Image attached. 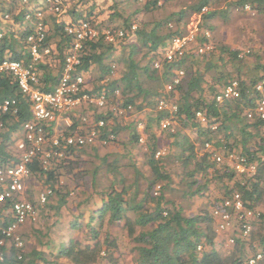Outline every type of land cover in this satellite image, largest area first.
<instances>
[{
	"label": "trees",
	"instance_id": "1",
	"mask_svg": "<svg viewBox=\"0 0 264 264\" xmlns=\"http://www.w3.org/2000/svg\"><path fill=\"white\" fill-rule=\"evenodd\" d=\"M216 1L196 0L164 19L154 18L145 22L133 21L134 14L124 17L117 1H113L114 5H110L113 13L109 20L113 22L120 19L118 26L124 30L125 36L109 43L100 33L98 37L84 42L82 63L78 68L86 71L95 68L98 83L94 89L87 91H104L111 97L110 102L113 104L132 105L142 113L129 124L114 113L110 103L104 109L93 106L96 110L95 118L113 122L106 128H110L117 136L122 131H128L131 146L126 162L122 163L119 157L113 160V155L100 156L98 145H85L68 148L67 152L71 157L62 164L44 169L36 161L32 166L33 170L46 178L45 184L59 195L50 207L56 213L68 203L70 182L75 181L76 186L89 189V192L94 191L97 195L95 198L100 196L97 202L101 205L95 209V215L91 216V221L100 218V226L94 228L90 225L91 236L87 237L93 240L92 243L87 242L82 247L80 240L71 238L61 251L74 264H101L102 251L109 250L110 247L115 250L120 248L114 235V227L119 222L126 239L133 243V247L128 250L133 254L132 264H243L247 258L246 242L239 238L230 253H224L218 247L220 239L215 230L212 209L227 195L208 199V206L194 215L185 214L175 202L167 198V190L174 188L176 177L177 184L183 186V197H202L216 184L229 185L231 182L232 190L228 195L237 190L242 193L248 207L264 208V120L256 113L252 118L248 117L247 111L248 108L254 109L258 99L264 94V62L257 57L259 60L256 58L251 64L246 61V53L240 56V49L220 46L219 60L213 59L216 48L206 50L199 63L201 67L196 63L185 67L188 54L180 60H164L162 68L153 66L169 41L183 33V21L187 16L200 14L201 28L213 30L215 26L209 22L218 13L228 14V9L241 7L245 3H250L259 14H264V0H222L227 4V9L223 11L214 8ZM100 2L74 0L72 9L68 11L72 18L70 21L91 18L92 23H96L95 26L99 28L101 23L97 19L106 10ZM156 5L157 0H149L141 8L150 11V6L155 8ZM205 6L209 9L202 12ZM26 8L27 4H21L20 0H0V27L4 25L8 30L0 43L4 51L9 48L15 57L25 60L28 57L29 62L31 57L26 39L32 30L30 25L26 26L27 21L24 22L23 13ZM4 12L11 14L12 20L21 27L20 31L11 30V21L2 22ZM174 18L176 25L173 28L170 24ZM59 19L58 14L53 13L47 23V41L56 44L58 53H54L53 57H56L57 63L52 65L41 61L36 65L44 90H51L57 84L62 72L64 52L71 46L72 37L64 31L66 22ZM133 22L137 23L135 29H132ZM112 63L118 64V76L111 73ZM183 66L185 75L170 92L178 110L173 115L168 111L157 110V98L167 94V81L175 70ZM246 68L249 70L246 71ZM233 81L239 84L240 96L226 99L223 103L217 102L216 95ZM259 84H262V90L257 89ZM116 90L120 93L116 94ZM0 94L16 96L20 107L14 121L7 123L10 132H0V164H3L13 158L9 149L12 131L31 119L32 114L27 99L18 89L12 75L0 72ZM197 112L205 114V123L199 120ZM171 116H174L176 122L174 130H160V121ZM9 118L10 116L5 117L4 121ZM139 119L146 125L147 138L144 144L138 143L136 123ZM214 124L218 125L216 130L211 129ZM76 125L75 121L74 127ZM53 127H49L50 134L54 132ZM223 137L226 139V153L234 151L245 157L248 165L256 164L255 173L240 174L229 161L218 163L213 159L214 153L221 148ZM206 140L213 141L212 148H205ZM162 144L167 146L168 151L156 158V151ZM88 149L91 150L90 153ZM135 150L142 153L143 160L135 157ZM129 153L132 154L131 157ZM90 155L98 161L90 162ZM65 179L68 180L67 183H64ZM157 184L161 188L154 195L152 190ZM127 211L134 212L135 218L129 217ZM1 216L0 211V218ZM77 220L75 217V221ZM257 236L264 246V210L254 223L252 237L254 239ZM199 246H202L201 250H198ZM18 253L20 250L13 248L9 258L0 264H42L39 260H44L43 264L48 263V259L36 249L22 251L21 259L18 258ZM111 254L112 252L110 261L118 264V259H113Z\"/></svg>",
	"mask_w": 264,
	"mask_h": 264
},
{
	"label": "built area",
	"instance_id": "2",
	"mask_svg": "<svg viewBox=\"0 0 264 264\" xmlns=\"http://www.w3.org/2000/svg\"><path fill=\"white\" fill-rule=\"evenodd\" d=\"M28 1V0H24ZM40 3L50 5L56 11L60 10L62 0H39ZM164 1L159 0V4ZM36 9L35 16L37 21L34 33L30 34L27 41L30 46L32 59L22 61L19 59H3L0 62V72H6L13 76L16 84L27 99L32 114V118L22 123L24 138L16 142L20 149L18 154H14L9 162L0 164V205H6L10 213V221L0 219V262L5 261L9 255L8 247L14 246L23 250L25 240L20 233V228L29 221L36 222L39 215V205H45L49 197L54 194V190L47 187L42 191L38 198V203L27 200L26 189L28 179L32 175L31 167L38 161L41 167L49 169L51 166L64 163L71 157L67 149L78 146L97 145L107 146L117 140V134L110 128L104 118H95V112L92 110H79L85 105H92L104 109L107 107L111 97L104 91L89 92L86 85V70L79 69L82 61L84 42L96 38L99 35L98 30L88 20H82L77 23L68 24L65 31L72 37L71 46L64 55L63 70L59 76L58 82L51 90H44V83L37 69V63L51 53V47L45 43L47 37L46 26L43 22L44 12L40 7L32 5ZM240 10L257 14L258 11L252 8L249 3L244 4ZM207 10V7L202 9ZM30 13L27 15L29 18ZM136 28L135 25L132 26ZM204 34L210 37L209 31ZM125 36L124 30L113 33L111 30L105 31V39L108 42H114L115 39ZM117 37V38H116ZM194 39V34L177 35L172 38L166 47L163 58L168 61L180 60L186 54V49ZM212 45L207 42L197 47V51L204 53L211 50ZM243 56V54H240ZM113 64V69L115 68ZM155 68H161V59L153 63ZM185 70L180 67L175 70L171 83L167 84L166 95L157 98L156 108L159 111H168L172 115L178 110L177 104L171 99L170 92L174 86L182 81ZM238 82L233 81L225 86L221 92L216 95V101L223 103L226 99H234L240 96ZM262 90V84L257 86ZM120 91L116 90L118 94ZM19 100L14 96H0V131H4L5 121L3 116L16 118L19 114ZM113 111L118 116L126 115L129 112H135L132 105H115ZM257 114L264 120V94L258 99L255 109L248 111V117L252 118ZM197 117L202 123L207 121L205 114L197 112ZM174 116L163 118L160 121V130H174L176 122ZM75 119V120H74ZM59 120H63L64 129H56ZM75 121L77 125L74 127ZM53 125V132L50 134L49 127ZM138 132V141L143 144L146 141L145 122L142 119L136 123ZM217 124L211 129L216 130ZM213 141H205V148H212ZM167 147L162 146L157 151V158L166 154ZM214 159L221 163L228 159L234 169L240 173H255L256 164L248 165L247 159L231 151L227 155L219 151L214 153ZM160 185L154 188V194H158ZM212 216L215 220V230L220 241H225L227 245H235L238 238L249 240L254 223L259 219L260 211L247 206L241 192L233 191L229 196L222 198L212 209ZM202 246L198 247L201 250ZM18 258H22V253H18ZM264 261V250H258L248 257L243 264H261Z\"/></svg>",
	"mask_w": 264,
	"mask_h": 264
},
{
	"label": "rangeland",
	"instance_id": "3",
	"mask_svg": "<svg viewBox=\"0 0 264 264\" xmlns=\"http://www.w3.org/2000/svg\"><path fill=\"white\" fill-rule=\"evenodd\" d=\"M74 1V0H73ZM72 1V2H73ZM104 1V2H103ZM100 3L102 5H104L105 7V11L104 13H102V15L97 19V21H100L101 26L99 27V29H103V30H109L107 28V26H112L114 28H120L118 25H120L119 21H121L120 19H116L113 22H111L109 19L111 14L113 13V10L110 9V5H114L112 4L113 1H117V3L119 4V8L122 10V15L124 17H127L129 14H134L133 16V21H151L152 19L155 18L154 13L157 11L158 13H160L162 10L163 11H167V9H171L174 11V13H177L178 11L182 10L183 8L187 7L188 5H190L192 2L196 1V0H171L168 2H163L161 4L157 3L156 6H154L155 8H152V6H150V11H147L144 9H142L144 7L145 4H147V2L149 0H103ZM107 1V3H105ZM153 1V0H151ZM72 2L70 3V7L68 5H66L64 12L62 14H65L64 16H68V11H70L72 9ZM115 3V2H114ZM214 8L218 9V11H223L225 9H227V4L226 2L222 1V0H217L215 2V4L213 5ZM142 7V8H141ZM64 8V7H63ZM152 8V9H151ZM237 8V6L235 7ZM234 9H228V21H223L221 19V17L217 18V23L216 24V28L217 32L220 29H225L230 33V36H234V38H236V32H237V36H238V30H234V27L237 26L238 29V25L241 24L243 25V30H242V35H244L245 39L248 41H244L245 45L242 46V48L240 49L243 53V55L245 54V58L246 61H249V63H254L255 59L257 57H260V60H262L264 62V14H258L255 16H251L250 14H248V12L244 11V10H240L237 8V10ZM240 10V11H238ZM237 11V12H235ZM120 13V12H119ZM61 14V15H62ZM173 15V14H172ZM70 16V15H69ZM161 18H166L168 17V14H162L160 15ZM243 16V17H241ZM154 17V18H153ZM138 18V19H137ZM241 18V19H240ZM123 19V18H122ZM176 18L173 19V21L171 22L170 25H172V27H175V20ZM51 20V18H50ZM70 17L65 21H69ZM117 22V23H115ZM185 24L183 25V33L181 35H187V34H194V39L192 42L189 43L188 48L186 49V54H188V58L186 60V66L192 65L196 63L197 66L201 67L200 60L202 61L203 59V53H200L197 51V47L202 45L201 43L204 42V36H203V32L201 29V15L200 14H193L190 16H187L184 21ZM135 24H137L136 22H134ZM177 27V26H176ZM247 27V28H244ZM234 32V34H233ZM244 33V34H243ZM250 39V40H249ZM213 46H214V50H215V38H212L211 40ZM220 53L219 51V46L216 47V50L214 51V61L215 60H219V56L218 54ZM257 60H259L257 58ZM55 60L52 59V62H54ZM161 61H164V58L161 57ZM183 66V68H185ZM246 71L249 70V68L245 69ZM118 68H116V73L118 74ZM96 72L90 71L89 72V76L86 77V84L90 87V88H95L96 85H98L97 81H96ZM184 77V76H183ZM173 79V76L171 77V79L169 81H167V84L171 83ZM111 108L115 105L113 103L110 104ZM93 110L96 111L95 108L92 105H83L80 110L81 111H88V110ZM123 121L127 122V123H131L133 120L136 119L137 115L136 113H127L126 115H123ZM62 121V120H60ZM63 122V121H62ZM59 122L56 126L55 131H58L59 129H63V123ZM17 136H20L21 133L17 132ZM128 134V131H122L120 132V134L118 135V140L114 143H111L112 147H108V146H99V155L100 156H112V159L114 160L115 157H119L121 159V162H126L128 158H126V155L128 153L129 147H126L125 145L127 144V139L125 138V135ZM17 139V138H16ZM221 148H220V152L221 154L224 155V152H226V150H224V144H226V139L223 137L221 138ZM131 146V145H130ZM161 146H166L165 144H162ZM167 147V146H166ZM111 148V149H110ZM9 149L12 151V153H17L16 150V146L15 143L11 144L9 146ZM137 150V149H136ZM134 151V155L136 157H139L142 159V153H138V151ZM106 156V157H107ZM94 157V156H93ZM91 160H89L90 162H97L98 160L94 157L91 158ZM111 159V160H112ZM112 160V161H113ZM143 160V159H142ZM175 171V168L173 169V172ZM31 180V179H30ZM29 180V181H30ZM39 184V186L41 188L45 187V181L42 180H36ZM67 179H65V182L67 183ZM175 185L174 188H170L169 190H167V198L170 199L172 202H175L177 204V206H179L182 211L185 214L188 215H194L197 214V212L205 207L208 206V199H213L216 196H228V193L232 190V183L230 182L229 185H215L213 186L211 189H209L208 193L204 196H197V197H183L182 193H183V186L180 184H177L178 182V177H176L175 179ZM29 184V182H28ZM77 184V182L73 181L70 182L71 185V191L73 189V187ZM28 187V186H27ZM77 188L74 189V192H76V190H78V192L80 193V191L86 190V188L82 187V186H76ZM231 189V190H230ZM70 191V192H71ZM79 193L75 194V202L78 201L79 198ZM26 194L28 196V188L26 191ZM77 195V196H76ZM209 196V197H208ZM221 196V197H222ZM208 197V198H207ZM28 198V197H27ZM45 208V207H43ZM264 210V208H258V211H260V213H262V211ZM40 216V214H39ZM38 216V218H39ZM41 221L43 220V217L41 215ZM106 229V228H105ZM114 235L116 236L117 239V243L120 245V248H118L117 250L113 249L112 247L109 248V250L104 251V253H102V258H101V264H113L110 261V253L112 252V257L113 259H118V264H132L133 263V254L131 252H128V250H130L131 247H133V243L127 239H125V232L123 229L120 228V225H116V227H114ZM119 235V236H118ZM39 238H42V235H37ZM115 236H113L115 238ZM261 239L257 236L253 239V237L251 236L250 241H246V245H245V253H246V257H249L251 255H253L254 253H256L258 250H262L264 249V246L261 244ZM218 247L220 248V250L224 253H230L233 251L234 249V245H227L225 243V241H218ZM110 252V253H109ZM108 256V257H107Z\"/></svg>",
	"mask_w": 264,
	"mask_h": 264
},
{
	"label": "crops",
	"instance_id": "4",
	"mask_svg": "<svg viewBox=\"0 0 264 264\" xmlns=\"http://www.w3.org/2000/svg\"><path fill=\"white\" fill-rule=\"evenodd\" d=\"M99 1H103V0H99ZM162 14H168V16H170L174 14V11L168 8L167 11L162 10L160 13L156 11L153 16L159 19L161 18L160 15ZM217 16L221 17L223 21L224 20L228 21L229 19L228 18L229 14L227 13L222 14L220 12L218 13ZM217 16L214 17L209 22L210 24L215 26V28L211 30V40L212 38H215V42H216L215 48L218 46L219 47L228 46L234 49H241L242 46L245 45L244 41H248L245 39L244 35L241 34L243 30V25L239 24L238 29L237 26L234 27V30H238V36L236 32V38H234V36H230V33L225 29H220L217 32L218 29L216 28V24H218ZM69 17L70 16L68 15L65 16L64 18H66L67 20ZM90 71L97 73V70L95 68L90 69ZM113 76H118V74L115 72ZM4 118L5 117L3 116L2 119ZM12 121L14 120L12 119ZM3 132H10V127L7 125ZM17 132L21 133L20 136H17L18 134ZM23 138H24V134L21 126L16 131L15 130L12 131V144L15 143L16 150L18 152H20V149L17 147L16 142L22 140ZM125 138L128 140L125 146L130 147L131 143H129L130 141L129 133L125 135ZM13 139H16V141H14ZM0 144H1V138H0ZM111 145L112 144H109L108 147H112ZM88 151L89 153L91 152L90 149H88ZM131 156L132 154L129 153V157ZM89 157L90 158L88 157L87 158L92 161L91 158L93 157H91V155ZM31 170H32V176L30 178L31 180L30 179H29L30 181L28 180L29 184L27 185L28 186L27 197L29 198V200L37 202L40 193L44 191L45 188L48 186L45 185L44 188H41L39 184L36 183L37 182L36 180L45 181L46 178L43 175L37 173V171L33 170L32 167ZM64 183H66L65 180ZM75 188H77L76 185L73 187L72 191L70 190L71 192L69 191V194L67 195L68 203L67 205L61 207L58 213H56L55 209L50 208L54 200L59 197V195L55 191L54 194H52L49 197V201L46 207L39 211L40 216L38 218V221L35 223L29 221L20 228V233L23 235L26 242L25 251L30 252L33 249L41 251L42 256L48 259L47 264H74L72 261H70L61 254V251L67 244L68 240L71 238L78 239L82 242V247H83L87 242L92 243L93 241L91 240V238H87L91 236L90 231L92 226H94V228H98L100 226L99 217H97L94 221H91V216L95 215V213L97 212L95 209L99 208V206L101 205L100 202H97L100 199V196L99 198H95L97 197V195L94 193V191L89 192V189L80 191V193L78 192V190L74 192ZM77 193H79L78 194L79 198L78 201L74 203L75 194ZM0 211L2 214L1 220L5 219V221H10L11 215L8 211V208L0 207ZM41 215L43 217L42 221L40 219ZM127 215L129 217L135 218V214L132 211H127ZM75 217L78 218L77 221H75ZM118 225L122 226L121 222H119ZM37 235L39 236L42 235V238H39ZM12 249L13 247L11 246L9 248V254H11ZM102 253H104V251H102ZM39 262H42L43 264L44 260H39Z\"/></svg>",
	"mask_w": 264,
	"mask_h": 264
},
{
	"label": "clouds",
	"instance_id": "5",
	"mask_svg": "<svg viewBox=\"0 0 264 264\" xmlns=\"http://www.w3.org/2000/svg\"><path fill=\"white\" fill-rule=\"evenodd\" d=\"M71 0H62V4L60 5V10L59 11H56V10H54L53 8H51L50 7V5H45V4H42V3H40V1L39 0H28V1H24V0H20V3L21 4H27V8H26V10L24 11V17H25V21L24 22H26L27 21V24H26V26H29L30 25V28H31V32L30 33H28L27 34V38H28V36L30 35V34H32V33H34V31H35V24H36V21H37V17L35 16V12H36V9H34V8H32V10H31V7H32V5H36V7H40L41 8V10L44 12V15H43V22H44V24H45V26H46V30H47V37H46V41H45V43L47 44V45H49L50 47H51V53L49 54V55H47V56H44V58L43 59H41L39 62H41V61H47V62H49V63H51L52 65H55L57 62H55V61H57V59H56V57H53V54L55 53V54H57L58 52H57V49H56V44L55 43H50L49 41H47V38H48V36H49V32H48V21H50V18H51V16H52V14L53 13H56V14H58V17H60V19H59V21H65V16L63 17V19H61V16L63 15L62 13L64 12V9H65V7H66V5H68L69 4V2H70ZM140 1H143V0H140ZM171 1V0H170ZM159 2V0H157V3ZM164 2H168V1H164ZM16 3V2H15ZM246 4V3H245ZM250 4V3H249ZM70 5V4H69ZM68 5V6H69ZM87 6H88V4H87ZM87 6H84L85 8H87ZM104 6V5H103ZM244 6V5H243ZM64 7V8H63ZM206 7V6H205ZM242 7V6H241ZM240 6L239 7H237V8H241ZM237 8H235V10H237ZM209 9V7H207V10ZM206 10V11H207ZM206 11H203L202 10V12H206ZM238 11H240V10H238ZM247 12V11H246ZM30 13V17L28 18L27 17V15ZM248 13H250L251 15H253V16H255V15H258L259 13H257V14H252L251 12H248ZM62 14V15H61ZM74 17V16H73ZM72 18L70 17V20H71ZM1 20H2V22H6V21H11V23H12V28H11V30L13 29L15 32H17V31H20L21 30V27L20 26H18L13 20H12V17H11V14L9 13V12H4L3 13V15L1 16ZM65 21L66 23L64 24V31H65V27H66V25H68V24H72V23H77V22H72V21ZM82 20H88V21H90L91 23H92V21H91V18H80L79 19V21L78 22H80V21H82ZM93 24V26H95V24L94 23H92ZM133 25H135L136 27H137V24H135L134 22H133V24H132V26ZM25 27V25L22 27V28H24ZM95 28L98 30V32H99V34L101 33L103 36H104V38H105V31H107V30H101V29H99V28H97L96 26H95ZM107 28L109 29V30H111V31H113V33H116L117 31H119V30H123L122 28H114V27H112V26H107ZM133 29V28H132ZM202 30V32H203V36H204V39H206V41L204 42V43H207V42H209L212 46H213V44H212V42H211V36L210 37H207L205 34H204V32L205 31H209L210 32V34H211V30H209V29H201ZM8 30H6V28L4 27V25L2 26V27H0V40H1V38L3 37V34L5 33V32H7ZM101 31V32H100ZM66 32V31H65ZM66 34H67V32H66ZM68 35V34H67ZM98 37V36H97ZM117 38V37H116ZM174 38V37H173ZM118 39H120L119 37L117 38V39H115V41L114 42H116ZM27 40V39H26ZM106 40V39H105ZM107 41V40H106ZM26 43L28 44V51H29V54H30V46H29V43H28V41H26ZM109 43H112V42H109ZM203 43V44H204ZM69 48V47H68ZM67 48V49H68ZM214 48V46L212 47V49ZM66 49V50H67ZM211 49V50H212ZM165 50H166V48H165ZM165 50H164V52L161 54V56H160V58H157V59H161V57H163L164 56V53H165ZM66 52V51H65ZM65 52H64V55H65ZM240 54H243L242 52L240 53ZM30 57H31V54H30ZM7 58H9V59H13V58H15V59H19V60H22V61H27L28 60V57H27V59L25 60V59H23V58H18V57H15L14 56V53H13V51L11 50V49H9V48H7L5 51L1 48V43H0V62L3 60V59H7ZM31 59H32V57H31ZM30 59V60H31ZM52 59H54L55 61L54 62H52ZM156 59V60H157ZM63 60H64V57H63ZM165 60V59H164ZM64 62V61H63ZM162 62H164V61H162ZM113 64H115L116 66H115V68L113 69ZM162 65H163V63H162ZM112 70H111V73H112V75H114V73L116 72V68H117V66H118V64L117 63H112ZM161 68H162V66H161ZM183 68V67H182ZM184 69V68H183ZM62 70H63V65H62ZM185 70V69H184ZM89 71L90 70H88V71H86V74H85V76L87 77L88 76V73H89ZM4 73H6V72H4ZM62 73V72H61ZM8 74V73H7ZM87 85V84H86ZM87 87H88V89H94V88H90L88 85H87ZM19 89V88H18ZM21 92V91H20ZM120 93V92H119ZM118 93V94H119ZM0 96H1V94H0ZM1 97H6V96H1ZM14 97H16V96H14ZM19 100V99H18ZM109 103L111 104L112 102H110L109 101ZM115 105H120V104H115ZM114 105V106H115ZM113 106V107H114ZM113 107L111 108L112 110H113ZM81 108V107H80ZM80 108H79V110H80ZM255 109V108H254ZM135 110V109H134ZM251 109H247V111H250ZM81 111V110H80ZM85 111V110H84ZM89 111V110H88ZM81 112H83V111H81ZM129 113H131V112H129ZM133 113H136V115L138 116V117H140V114L142 113V112H140V111H136L135 110V112H133ZM4 117H7V116H4ZM119 117H121V118H123L124 116L123 115H121V116H119ZM32 118V117H31ZM12 119H14V118H9L8 120H6L5 121V126H7V123H11L12 122ZM4 120V119H3ZM63 121V120H62ZM62 121H60L59 120V122H62ZM63 123V122H62ZM109 123H113V122H109ZM22 125V124H21ZM20 125V126H21ZM63 129H64V126H63ZM1 132V131H0ZM55 132V131H54ZM1 138V137H0ZM146 138H147V135H146ZM14 141H16V139H13ZM117 140H118V136H117ZM116 140V141H117ZM115 141V142H116ZM207 141V140H206ZM146 142V141H145ZM114 143V142H113ZM138 143H140L139 141H138ZM141 144V143H140ZM144 144V143H143ZM97 145H101V144H97ZM101 146H103V145H101ZM108 146V145H107ZM162 147V146H161ZM166 147V146H165ZM159 149V148H158ZM157 149V150H158ZM167 151H168V148H167ZM217 151H219V150H217ZM220 152V151H219ZM19 152L17 151V153H14V154H18ZM167 153V152H166ZM13 154V155H14ZM224 154H228V153H226V152H224ZM165 155V154H164ZM163 156V155H162ZM161 156V157H162ZM157 158V157H156ZM160 158V157H159ZM213 159H214V155H213ZM227 161H229L228 159H226ZM230 162V161H229ZM32 176V175H31ZM31 178V177H30ZM29 178V179H30ZM28 179V180H29ZM27 185H28V182H27ZM157 185H160V184H157ZM156 185V186H157ZM155 186V187H156ZM154 187V188H155ZM47 188V187H46ZM45 188V189H46ZM154 188H153V194H154ZM160 188H161V185H160ZM160 190V189H159ZM158 190V191H159ZM26 191H27V189H26ZM237 191V190H236ZM55 192V191H54ZM233 192V191H232ZM159 193V192H158ZM154 195H156V194H154ZM229 196V195H228ZM25 197H26V199L27 200H29L28 198H27V194L25 195ZM224 198V197H223ZM31 201V200H30ZM49 201V200H48ZM32 202H34V201H32ZM34 203H38V201L37 202H34ZM48 203V202H47ZM46 203V204H47ZM45 204V205H46ZM45 205H39L40 206V209H39V211L41 210V209H43V207H46ZM1 207H3V206H5V207H7L6 205H0ZM258 210V209H257ZM39 214H40V212H39ZM39 216V215H38ZM1 219V218H0ZM38 221V220H37ZM36 221V222H37ZM6 222H8V221H6ZM33 223H35V222H33ZM23 236V235H22ZM252 236V235H251ZM24 238V237H23ZM240 239V238H239ZM250 239H251V237H250ZM250 239H249V241H250ZM25 240V239H24ZM242 240V239H241ZM242 241H248V240H242ZM25 246H26V242H25ZM11 247V245L8 247V250H9V248ZM13 248H15L14 246H12ZM15 249H17V248H15ZM18 250H20V249H18ZM262 250H264V249H262ZM22 251H25V247H24V249L23 250H20V253L22 252ZM11 254H9L8 256H7V258H9V256H10ZM250 257V256H249ZM6 258V259H7ZM248 258V257H247ZM246 258V259H247ZM5 259V260H6ZM245 259V260H246ZM3 262V261H2ZM262 264V263H261Z\"/></svg>",
	"mask_w": 264,
	"mask_h": 264
}]
</instances>
